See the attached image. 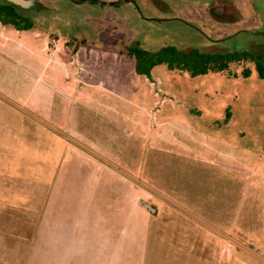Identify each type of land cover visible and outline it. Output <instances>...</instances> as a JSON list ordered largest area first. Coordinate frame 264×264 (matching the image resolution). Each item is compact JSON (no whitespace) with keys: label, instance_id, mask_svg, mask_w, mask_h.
Masks as SVG:
<instances>
[{"label":"rangeland","instance_id":"374dc122","mask_svg":"<svg viewBox=\"0 0 264 264\" xmlns=\"http://www.w3.org/2000/svg\"><path fill=\"white\" fill-rule=\"evenodd\" d=\"M41 1L42 8L18 11L58 38L62 51L44 70L51 75L57 67L56 86L65 93L41 95L36 114L48 119V104L64 99L63 129L77 118V130L97 135H39L34 172L48 170L58 182L56 168L76 164L66 155L69 139L129 177L160 214L146 264H264V76L255 61L197 76L162 63L148 76L129 52L172 45L264 57V0H164L162 8L163 0ZM155 12L168 20L152 18ZM67 67L77 74L67 75ZM78 171L67 167L64 183L79 185ZM99 191L92 196L102 197ZM75 193L58 194L51 234L34 238L43 206L33 202L35 191L24 188L18 198L1 191L0 264H143L141 252L113 262L89 249L96 237L79 230L78 204L69 201ZM62 199L70 203L66 213L59 212Z\"/></svg>","mask_w":264,"mask_h":264},{"label":"crops","instance_id":"0c3cea01","mask_svg":"<svg viewBox=\"0 0 264 264\" xmlns=\"http://www.w3.org/2000/svg\"><path fill=\"white\" fill-rule=\"evenodd\" d=\"M34 27L20 30L0 21V192L5 191L6 197L18 198L24 194V188H30L33 194L35 191L33 202L43 205L37 217L40 222L32 233L35 238L51 234L49 224L52 213L56 212V197L59 193L65 195L73 187L78 195H74V200L69 201L78 204L79 230L89 229L93 232L92 236L96 237L89 249L109 253V259L113 262L119 259L122 252L127 254L122 261H129L131 258L134 260L130 253L141 252L142 255L137 260L146 264L151 235L158 233L155 226L160 214L155 206L156 211L151 212L141 205V193L134 190L136 186L129 177L119 175L95 153L69 139L65 141L68 143L66 155L73 157L76 164H63L56 168L60 169L58 182L51 181L52 172L48 170L34 172L32 158L33 153L37 156L36 140L40 139L39 135H97L77 130V118L67 130L63 129L66 123L63 117L69 108L64 99L59 105L55 101L48 104V119H41L36 114L42 106L41 95L54 93V88L63 95L65 89L56 86V82L60 81L53 76L57 67L51 75L44 70L45 66L53 62L51 55L56 58V53L62 51V45L55 35L49 36L38 26ZM80 49L73 55L81 52ZM25 59H29V64H25ZM55 60L59 67L63 66L59 58ZM32 62H35L34 70ZM66 71L67 75L72 72L77 74L74 67H67ZM51 77L57 79L52 80ZM65 88L72 87L68 84ZM67 131L69 134H66ZM22 142L25 143L26 150L21 147ZM67 167L79 169V185L64 183L70 176L69 172H64ZM94 190H100L102 197L92 196ZM66 202L61 200L59 212L66 213L69 210L68 206L64 207ZM68 204L70 203L67 202ZM141 207L148 213L142 211Z\"/></svg>","mask_w":264,"mask_h":264},{"label":"trees","instance_id":"16d2710c","mask_svg":"<svg viewBox=\"0 0 264 264\" xmlns=\"http://www.w3.org/2000/svg\"><path fill=\"white\" fill-rule=\"evenodd\" d=\"M17 6L5 0H0V21L13 25L20 30H28L35 26V22L18 11ZM131 54L137 58V71L140 74L151 75V69L166 63L171 69L187 71L191 76L206 74L211 71H224L229 69L233 62L249 59L255 61L256 69L264 76V57L254 55L247 50L205 51L197 47L187 49L167 45L157 53L140 52L130 49ZM249 72L246 73L248 75Z\"/></svg>","mask_w":264,"mask_h":264},{"label":"flooded vegetation","instance_id":"af4514ba","mask_svg":"<svg viewBox=\"0 0 264 264\" xmlns=\"http://www.w3.org/2000/svg\"><path fill=\"white\" fill-rule=\"evenodd\" d=\"M5 1H7V0H5ZM62 1V3H64V5H62V6H65L66 5V1H71V2H74V3H79L80 1H84V0H61ZM88 1H90V2H94V3H99V4H104L103 2L102 3H100V2H98V0H88ZM124 1H127L128 3H132V4H134V5H136L137 4V0H117L116 2L117 3H114V2H112V1H110V4H104V5H111V6H120V3H122V2H124ZM166 1V0H165ZM7 2H9V1H7ZM11 3V2H10ZM162 3V6H158V7H160V8H162V7H164V0H163V2H161ZM166 3V2H165ZM15 6H17V7H19L20 9H22V10H27V9H23L21 6H19V5H16V4H14ZM45 6V4L43 5V3H42V1L41 0H36L35 1V4L33 5V6H31L30 8H28V9H31V8H42V7H44ZM47 6V5H46ZM48 7V6H47ZM53 7H55V5H53ZM161 10V9H160ZM162 11V10H161ZM162 12H166V11H162ZM162 15V16H161ZM216 15V14H215ZM166 15H163V14H159V13H154V15H152L151 17L152 18H155V19H162L163 17V21H167L168 19H167V16L165 17ZM217 17H220L219 15H217ZM233 36V35H232ZM231 36V37H232ZM225 41H228V42H231V38H227V40H225ZM227 51H229V50H227ZM213 52H215V51H213Z\"/></svg>","mask_w":264,"mask_h":264},{"label":"water","instance_id":"95a60500","mask_svg":"<svg viewBox=\"0 0 264 264\" xmlns=\"http://www.w3.org/2000/svg\"><path fill=\"white\" fill-rule=\"evenodd\" d=\"M7 1H9V2H11L13 4H16V5H19L22 8H29V7H31V6H33L35 4L36 0H7ZM98 2L102 3L103 1L102 0H98ZM106 4H110V2L107 1ZM140 203H141L142 206H144L149 211H151V212H155L156 211V208L151 203H148V202H146L144 200H142Z\"/></svg>","mask_w":264,"mask_h":264}]
</instances>
